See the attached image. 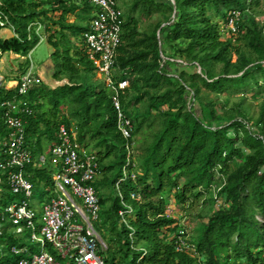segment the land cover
I'll use <instances>...</instances> for the list:
<instances>
[{"label":"trees","instance_id":"trees-1","mask_svg":"<svg viewBox=\"0 0 264 264\" xmlns=\"http://www.w3.org/2000/svg\"><path fill=\"white\" fill-rule=\"evenodd\" d=\"M262 1H143V12H165L167 19L143 33L136 19L124 23L114 79L129 82L120 98L132 125L125 139L114 93L97 78L80 41L89 30L84 16L93 8L76 0H0V12L18 36L0 38V56H28L40 43L28 27L41 23L47 43L60 50L54 78L68 79L53 92L42 84L23 98L17 88L0 87V163L9 137L3 105L25 99L33 111L24 118L25 146L34 162L44 156L45 143L51 148L57 141L62 125L97 157L94 186L112 243L104 253L107 264H264V103L250 124L242 103L228 109L219 101L264 97V22L252 15ZM233 11L243 14L240 31L225 40L220 26ZM69 15L78 21L68 23ZM53 172L48 161L26 173L35 188H48ZM0 179V264L17 263L22 256H9L17 247L13 224L2 216L3 207L23 198L12 193L7 172L0 170ZM201 201L213 212L189 239L168 208L173 203L186 212ZM181 231L189 248L177 245Z\"/></svg>","mask_w":264,"mask_h":264},{"label":"built area","instance_id":"built-area-1","mask_svg":"<svg viewBox=\"0 0 264 264\" xmlns=\"http://www.w3.org/2000/svg\"><path fill=\"white\" fill-rule=\"evenodd\" d=\"M76 1L93 8L89 30L83 35L88 57L97 73L104 77L113 91L114 104L119 112V128L124 138L130 139L132 125L123 115L120 103L121 94L128 88L129 82L125 79L116 82L114 79L118 50L122 44L124 13L116 0ZM242 17L243 14L239 11L230 13L226 27L232 35L239 33ZM0 25L3 30L14 29L1 12ZM42 29L41 23L28 27L29 32L35 30L40 36V42L45 41L40 33ZM42 84V77L35 75L31 67L16 88L23 98ZM3 106L6 109L5 125L9 129V137L4 143L6 159L0 163V170L8 173L12 193L23 199L3 207L2 220L13 224L15 236L30 239L42 246L41 253L32 259L22 257L17 263L10 264H107L104 253L109 250V245L94 225L101 213L100 200L94 186L100 176L96 155L79 145L75 131L69 130L65 125L60 127L57 141L50 148L48 158L54 169V197L44 207L43 238L39 239L36 234L37 213L28 201L34 196L35 186L26 172L28 166L44 165L47 160L42 156L39 163L34 162L32 153L25 146L24 118L33 114L29 102L25 99L12 100ZM221 204L218 201L217 207ZM120 215L123 223L127 224L124 214L121 212ZM3 225H0V237ZM183 234L181 231L177 245L189 248ZM25 252L27 249L23 247L12 249V253L17 256H23ZM143 252L147 255L146 250Z\"/></svg>","mask_w":264,"mask_h":264},{"label":"rangeland","instance_id":"rangeland-1","mask_svg":"<svg viewBox=\"0 0 264 264\" xmlns=\"http://www.w3.org/2000/svg\"><path fill=\"white\" fill-rule=\"evenodd\" d=\"M120 9L124 13L125 21L129 20L130 18L136 19L138 22V27L140 32H148L149 30H152L157 24L163 23L167 19V13L165 12H143V1L144 0H116ZM139 3V6L137 9L134 8L135 4ZM82 4V3H80ZM83 7L87 8V5H82ZM78 14L82 15L81 11L77 12ZM93 14V11L91 12L90 16L86 15L84 16L83 24L87 25L89 27V19L91 18ZM252 15L258 19V21H261L263 24L264 22V0L262 1L261 7L256 10L252 11ZM68 23L72 24L78 21L77 16L69 15L67 17ZM221 31H223V38L225 40L232 39V34L227 29V27L224 25L220 26ZM14 33V29H10ZM3 31V30H2ZM41 35L44 38L45 41L40 42L34 50L29 53L28 56L23 57L20 55H15L13 53H8L3 56H0V77L2 78L0 80V87H5L6 89H15L17 86V83L23 78L25 75H27L32 67V72L36 75H42L43 76V85L49 88L51 92H53L55 89L59 88V86H63L68 84V79H62L59 81L60 83H57L54 78V73L56 71V67L60 64V50L52 48L47 43L48 35L44 33V26L41 30ZM15 34V33H14ZM81 43L83 45L84 42L81 40ZM54 52H58L55 54ZM181 63V61H179ZM219 72V68L217 70ZM97 78L99 80L104 81V77L97 74ZM211 99H214V97L210 96ZM191 101V97L190 100ZM219 101L222 103H225L227 105V108L230 109L234 107L237 104H241L243 106V110L246 113V116L250 122V124L254 123L255 120L260 115V109L262 104L264 103V97L259 98H253L249 95L243 96V95H227V96H220ZM191 105V103H189ZM195 107L198 108V104H195ZM50 144L45 143V153L44 156L48 162L49 158V151H50ZM45 165V164H44ZM54 174V172H53ZM52 174V176H53ZM48 188L46 185H38L35 188L34 196L28 200L29 204L37 213V221H36V227H37V237L39 239L43 238L42 235V229H43V219H44V207L46 205V199L47 196H50L53 194L54 185L53 182H49ZM113 194H117L116 192L112 191ZM218 208V207H216ZM169 215L176 217L181 222V227H183L186 231V233L189 235V239L192 236V234L196 233L201 225L207 224L208 219L210 215L212 214L213 208L211 206L206 205L204 201H201L197 204H195L193 207L189 208L186 212L177 211L175 205L172 203L168 208ZM94 225L100 236L110 245L111 238L108 237L109 235V226L107 224V217L100 213L99 219L97 221H94ZM129 233V232H128ZM17 239V247L18 248H26L27 252L24 253L22 257L26 259H32L35 255H39L42 251L41 244H38L35 241H32L30 239L16 236ZM127 242L129 245L131 244V241L128 239ZM111 243V244H110ZM136 249H140L136 247ZM4 255L3 248H0V258ZM10 260L13 259L14 254L9 253ZM139 253H137L134 261H139ZM12 262V261H10Z\"/></svg>","mask_w":264,"mask_h":264},{"label":"crops","instance_id":"crops-1","mask_svg":"<svg viewBox=\"0 0 264 264\" xmlns=\"http://www.w3.org/2000/svg\"><path fill=\"white\" fill-rule=\"evenodd\" d=\"M14 36H15L14 33L10 29H5V30L1 31V33H0V38H2V39H11ZM39 76H41L43 78V76L41 74ZM56 82L60 83L59 81H56Z\"/></svg>","mask_w":264,"mask_h":264}]
</instances>
